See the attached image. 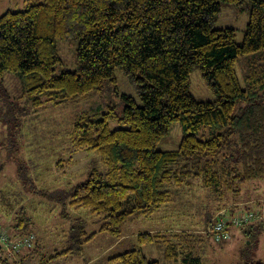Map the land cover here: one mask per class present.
I'll list each match as a JSON object with an SVG mask.
<instances>
[{
  "label": "trees",
  "instance_id": "1",
  "mask_svg": "<svg viewBox=\"0 0 264 264\" xmlns=\"http://www.w3.org/2000/svg\"><path fill=\"white\" fill-rule=\"evenodd\" d=\"M221 1L239 6L244 0H32L24 9L0 14V74H18L34 108L82 100L115 80L117 67L130 74L140 94L141 105L123 93L118 111L111 107L101 118L86 111L73 117L70 156L57 161L58 171L73 165L76 151L97 152L104 165L92 168L69 196L71 209H88L104 221L90 233L81 227L79 247L100 232L120 238L131 217L152 216L187 190L193 198L200 190L201 202L206 198L202 205L212 207L201 232L170 227L137 236L140 244L162 248L168 260L183 255L195 264L201 259L193 257V244L199 241L198 252L205 233L212 235L208 228L215 212L250 210L264 202L239 200L250 178H264V0H248L241 43L233 26H213ZM59 40L77 42L76 69L56 72L64 64ZM239 58H244L245 88L235 70ZM197 67L213 99L192 95L189 77ZM110 120L118 127L111 128ZM176 121L184 132L178 149H158ZM12 220L14 234L34 233L24 207ZM41 250L37 237L31 250L14 256ZM72 251L65 248L50 258ZM113 262L161 264L140 247L112 255Z\"/></svg>",
  "mask_w": 264,
  "mask_h": 264
},
{
  "label": "rangeland",
  "instance_id": "2",
  "mask_svg": "<svg viewBox=\"0 0 264 264\" xmlns=\"http://www.w3.org/2000/svg\"><path fill=\"white\" fill-rule=\"evenodd\" d=\"M26 1L0 0V14L26 7ZM43 1V0H39ZM250 3L248 0L236 6L226 1L220 2L221 12L213 22L215 28L231 27L236 29L235 40L242 42L245 27L249 20ZM64 64L57 68L76 69V46L74 40L57 42ZM244 58L235 62V70L240 86L245 88L243 76ZM189 89L197 100H210L215 97L201 70L197 67L190 73ZM130 94L138 105L142 104L137 86L130 74L121 67L116 68L115 80L108 81L100 90H94L90 96L63 104L34 108L24 95L21 78L18 74L3 72L0 74V227L14 234L12 223L17 210L24 207L30 217L34 235L39 238L42 250L33 254L26 264H109L112 255L125 250L141 248L149 259L160 260L161 264H191L193 260L184 256L168 260L163 249L153 242L140 244L139 233L146 231L168 230L170 227L201 232L205 216L212 207L203 206L202 194L192 197L188 190L180 194L176 202L162 206L152 216H134L122 227V237L100 232L93 240L80 247L78 234L81 227L87 233L99 230L103 218L88 209H71L69 196L74 185L85 181L92 168L104 169L97 152H74L73 165H67L61 172L56 165L59 159L70 156L68 141L69 129L74 116L86 111L93 117L101 118L102 113L114 107L117 111L123 107L122 94ZM111 128L118 127L114 120ZM184 132L179 121L172 122L169 131L157 143L162 150H176ZM184 196V197H183ZM193 198V199H192ZM264 200V178L252 177L243 185L239 200ZM253 205V204H252ZM203 206V207H202ZM216 214V212H215ZM214 214V215H215ZM7 222L6 224H3ZM13 231V232H11ZM232 238L223 243L215 242L213 236H203L204 244L198 249L195 241L192 251L199 256L195 264H249L253 261L264 262V229L246 232L242 228L231 229ZM71 247L72 252L50 258L56 251ZM195 250V251H194ZM13 256H2L6 261ZM192 257V258H193ZM113 264H121L113 262Z\"/></svg>",
  "mask_w": 264,
  "mask_h": 264
},
{
  "label": "built area",
  "instance_id": "3",
  "mask_svg": "<svg viewBox=\"0 0 264 264\" xmlns=\"http://www.w3.org/2000/svg\"><path fill=\"white\" fill-rule=\"evenodd\" d=\"M253 223L264 226V202L261 206H255L250 210L238 208V210L235 211L225 209L217 212L208 231L212 233L215 241L225 242L232 238V228L239 229L242 226L251 225ZM36 239L37 236H35L34 233L12 235L9 231L0 227V264H2V256H13L21 251L31 250Z\"/></svg>",
  "mask_w": 264,
  "mask_h": 264
},
{
  "label": "crops",
  "instance_id": "4",
  "mask_svg": "<svg viewBox=\"0 0 264 264\" xmlns=\"http://www.w3.org/2000/svg\"><path fill=\"white\" fill-rule=\"evenodd\" d=\"M251 201H257V200H254V199H250V200H248V201H245V203H247V202H251ZM252 202V203H253ZM256 225H259V224H256ZM256 227V226H255ZM246 229L247 230H249L250 232L251 231H256V229L254 228V226H252V224L251 225H247L246 226ZM247 230H245L246 232H247ZM11 232H13V231H11ZM35 254H37V253H35ZM32 255H33V253L29 256L27 253H21L19 256H14L15 258H18V260H19V262H17V263H15V260H13V259H15V258H13L12 260L10 259L9 260V262H8V264H26L27 263V261L29 260V257H30V259H31V257H32ZM25 256V257H24ZM22 258H23V260H22Z\"/></svg>",
  "mask_w": 264,
  "mask_h": 264
}]
</instances>
